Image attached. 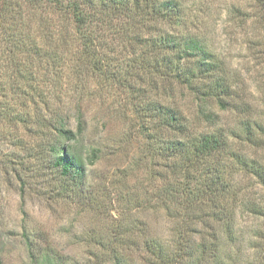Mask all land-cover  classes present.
Listing matches in <instances>:
<instances>
[{
	"label": "rangeland",
	"instance_id": "rangeland-1",
	"mask_svg": "<svg viewBox=\"0 0 264 264\" xmlns=\"http://www.w3.org/2000/svg\"><path fill=\"white\" fill-rule=\"evenodd\" d=\"M170 1L177 3L180 16L171 23L151 15L139 18L130 1L129 12L116 11L110 5L98 15L103 22L98 20L78 30L93 33L98 59H102L101 70L81 61L79 33L71 18L60 20L45 8L44 27L32 22L36 46L54 56L49 65L48 57H42L38 74L43 75L46 68L49 74L37 89L49 93V82L56 81V91L51 90L50 114L44 113L40 101L35 103L45 116L69 115V127L76 134L78 151L86 158L96 200L85 207L76 200L58 198L55 190L49 191L53 185L40 147L48 134L31 120L18 122L21 111L15 106V118L9 122V116L1 113L0 264H110L99 249L90 245V239L94 234L105 243L108 230L116 228L114 219L141 222V230L167 246L177 235L176 229L185 230L184 225L190 226L189 230H224L213 221L202 227L197 223L199 210L182 206L175 214L176 205L169 203L166 207L157 198L161 185L157 174L169 160L158 153L145 154L143 128L152 124L148 110L152 101L176 108L190 136L215 132L230 135L231 149L243 150L264 169V147L250 148L243 134L244 124L264 120V0ZM91 4L95 9L86 10L96 11L99 2ZM43 34L52 37L49 45ZM164 34L200 41L218 66L216 75L220 72L230 87L226 110L215 99L197 98L187 85L157 72L154 55L150 47L144 48L143 41ZM3 39L0 35V45ZM63 39L66 45L60 41ZM21 46L23 50L33 49L30 42ZM199 82L193 81L191 86L195 88ZM205 110L214 114L212 121L204 119ZM171 135L165 134L168 139ZM92 150H96L95 157L90 155ZM232 180L238 199L260 208L262 215L242 211L241 205H236L234 243L230 245L223 236L224 253L219 264H264V187L247 172L234 173ZM134 196L138 200L149 198L150 203L135 209L131 201ZM195 211L198 217L192 219Z\"/></svg>",
	"mask_w": 264,
	"mask_h": 264
},
{
	"label": "trees",
	"instance_id": "trees-1",
	"mask_svg": "<svg viewBox=\"0 0 264 264\" xmlns=\"http://www.w3.org/2000/svg\"><path fill=\"white\" fill-rule=\"evenodd\" d=\"M93 1L0 0V35L4 37L3 45H0V114L5 112L9 116L8 122L11 121L16 115L12 112V107L15 106L21 111L18 122L31 120L38 129L45 130L48 135L40 147L53 185L49 191L55 190L58 198L76 200L85 207L96 200V196L89 182L86 158L78 151L76 134L69 127V115L54 113L45 116L39 112L35 103V100L40 101L44 113L50 114L53 100L51 90L56 91V81L49 82L52 85L49 93L37 89L39 82L49 74L47 68L46 73H43L44 77L38 74V68L42 67V57H48L49 65L54 56L36 46L38 39L33 38L32 22L36 21L39 27H44L47 17L42 13L45 8L59 16L60 20L71 18V24L74 25L76 33H79L81 61L91 63L95 70H101L102 59H98L99 51L97 52L95 47L93 33L85 34L78 30L98 20L103 22L98 15L104 8L113 5L116 11L129 12L128 2L132 1L138 13L135 10L134 12L139 18L151 15L170 20L171 23L180 17L177 3L170 0L157 3L154 0H97L99 5L96 6V11L92 12L91 10L95 9L91 4ZM85 7L92 9L87 11ZM35 16L38 17L36 20ZM27 20L29 22L25 23ZM64 32L67 33V30ZM64 32L62 34H65ZM51 38L42 35L48 45ZM60 41L66 45V39ZM25 42L32 43L33 49L23 50L21 45ZM143 43L146 46L144 48L150 47V53L154 55L152 61L157 72L170 77L175 83L187 85L198 94L197 98L205 101L215 99L218 106L226 110L230 87L220 72L216 75L218 66L199 40L164 34ZM193 81L201 82L193 88ZM148 110L152 116V124L143 128L146 140L145 154L158 153L162 159L169 160L157 174L161 181L157 198L165 203L166 207L169 203L176 205L175 214L182 206L193 211L199 210L200 219L197 223L207 227L211 221L218 222L224 230H189L190 226L184 225L182 221L185 230L176 229L177 235L173 237L172 244L167 246L148 234L147 230H141V222L128 223L125 219H114L116 228L108 230L105 243L98 241L92 234L90 245L99 249L110 264H203L205 261L219 264L220 254L224 253L223 236H226L230 245L234 243L233 212L236 205H241L242 211L262 215L260 208H253L251 204H246L244 199H238L232 180L234 173H250L264 187V169L255 159L247 158L243 150L233 151L229 143L230 135L215 132L190 136L186 131L185 119L176 108H167L152 101L148 104ZM202 114L205 120H213L212 112L205 110ZM243 128L245 144L250 148L264 147V120L246 123ZM167 132L172 134L169 139L165 136ZM95 153L96 150H92L90 155L95 157ZM137 197L131 198L135 209L150 203L149 198L138 200ZM198 215L195 211L192 219H196ZM94 256L96 257V254Z\"/></svg>",
	"mask_w": 264,
	"mask_h": 264
}]
</instances>
